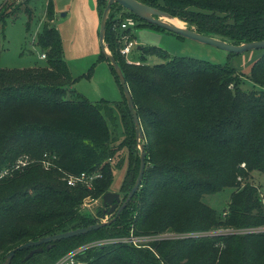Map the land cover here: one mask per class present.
<instances>
[{
	"label": "trees",
	"instance_id": "obj_1",
	"mask_svg": "<svg viewBox=\"0 0 264 264\" xmlns=\"http://www.w3.org/2000/svg\"><path fill=\"white\" fill-rule=\"evenodd\" d=\"M139 1L231 43L264 39V0ZM96 2L101 16L106 1ZM10 4L0 7V54ZM52 15L47 2L35 40L47 64L0 67V168L20 155L29 158L0 180V264L20 243L98 222L81 204L86 196L100 197L109 190L114 171L121 168L120 158L113 161L120 150L126 158L119 185L123 199L138 172L135 128L114 69L100 52L122 92L118 101H92L72 89L59 31L49 23ZM127 16L138 20L135 25L160 27L117 3L105 26L104 42L122 70L144 134L140 185L109 225L57 240L48 249L42 244V251L26 259L30 248L18 250L9 264H54L87 242L163 232L194 234L143 245L97 243L76 257L85 264H264V231H218L264 225L262 196L250 180L253 171L264 175V52L246 78L227 62L167 56L157 46L139 45V61H127L120 52L131 31L120 27ZM147 51L158 61L148 63ZM233 54L227 52V58ZM245 80L250 88L243 87ZM113 109L123 123L120 141L108 124ZM81 172L99 175L90 184L66 182ZM231 187L221 211L205 202V195Z\"/></svg>",
	"mask_w": 264,
	"mask_h": 264
},
{
	"label": "rangeland",
	"instance_id": "obj_2",
	"mask_svg": "<svg viewBox=\"0 0 264 264\" xmlns=\"http://www.w3.org/2000/svg\"><path fill=\"white\" fill-rule=\"evenodd\" d=\"M9 2H12L9 7L13 10L6 19V24L3 28L4 36L1 40L0 67L22 68L45 66L47 64L46 58L40 56L42 49L36 44L35 40L37 32L42 29L44 24L46 3L50 2L53 8V15L49 23H52L59 31L62 55L74 78L72 89L92 101L103 98L110 102H115L122 98V92L110 66L106 60L99 56L101 52L98 38L100 16L96 0H4L2 4L4 6ZM114 12L117 14L118 11L114 10ZM58 13L65 14L58 15ZM182 21L184 25L187 24L184 20ZM137 22L138 20H136ZM130 29V34H127L128 38L135 42L127 58L131 62L139 61L137 46H157L165 50L167 56L187 55L213 63L222 64L227 62L237 72L242 73L243 78H246L252 63L264 52L262 49H250L227 58V52L223 49L208 43L184 38L164 28L135 25ZM147 54L149 55V51H147ZM158 59L156 56L149 55L147 62H157ZM243 87H251L248 80H245ZM112 112L114 115H111V120L107 119L108 124L114 137L117 141H120L125 136L123 123L120 122L118 111L113 109ZM118 158L122 162L121 168L114 171V177L108 191L118 192L122 200L123 196L122 191L119 190V185L126 166L125 152L123 150L119 151V155L113 161H117ZM250 180L258 186L257 188L262 196L264 205V175L258 171H253L250 173ZM240 181L242 184L244 183L243 179ZM233 189L234 187L224 188L216 193L205 195L204 200L214 209L221 211L226 206ZM81 208L96 215L99 221L108 219L113 214H107L104 211L101 196L95 198L86 196L83 199ZM218 231H234L238 233L264 231V225ZM191 234L193 235L194 233ZM158 235H161V233ZM145 242L138 244L143 245ZM82 251L84 250L82 249ZM75 259L79 260L77 257Z\"/></svg>",
	"mask_w": 264,
	"mask_h": 264
},
{
	"label": "water",
	"instance_id": "obj_3",
	"mask_svg": "<svg viewBox=\"0 0 264 264\" xmlns=\"http://www.w3.org/2000/svg\"><path fill=\"white\" fill-rule=\"evenodd\" d=\"M105 1L106 3L100 16V24L98 30L99 44H100L101 52L108 59V62L115 71L119 84L122 87V92L126 100V104L128 106L129 112L132 116V121L135 128V139H136L137 147L139 149V167L136 178L131 188L129 189L126 197L122 200L119 196V193L115 191H106L102 194L101 202L102 205L104 206V211L107 214L114 213V215H112L110 218L98 221L96 223L84 227H78L63 232L45 235L36 240H28L26 242L20 243L14 248H12L10 251H8L2 264H9L12 256L18 250H22L24 248H30L24 257L26 259L29 258L33 253L42 251L44 249L42 244H45V248L48 249L51 247L52 243L57 240L75 236L78 234H83L92 229H97L104 225H109L117 218L119 212L125 207L129 199L132 197V195L140 185V181L145 167V150H144V144L142 142V139L144 138L143 130L137 112L135 110V105L132 99L131 92L129 90L125 77L122 73V70L104 42L106 20L108 17L109 10L113 3L119 4L126 10L133 13L136 17L147 23H151L160 28H164L166 30L174 32L184 38H189L192 40H197L202 43L211 44L215 47L225 50L226 52L239 53L250 49H264V39L244 41L238 44L231 43L214 36L200 33L196 31L193 27H188L187 25H178L173 21V19L175 18L178 19L177 17L169 14L164 10L145 4L139 0H105ZM63 14L65 13H58V15H63ZM137 48H139V46Z\"/></svg>",
	"mask_w": 264,
	"mask_h": 264
},
{
	"label": "built area",
	"instance_id": "obj_4",
	"mask_svg": "<svg viewBox=\"0 0 264 264\" xmlns=\"http://www.w3.org/2000/svg\"><path fill=\"white\" fill-rule=\"evenodd\" d=\"M4 2V0H0V5ZM136 20L132 16H127L123 19V21L120 23V27L122 29H128L133 26H135ZM135 42L128 38V36H125L123 38L122 46L120 48L121 54H123L126 58L127 61H129L127 58L129 56V53L131 52V48L134 46ZM41 57H45L44 53L40 54ZM29 162V158L26 155H20L18 156L14 161H12L10 164L3 166L0 168V180L2 178H5L7 176L12 175L15 171L20 170L23 168L26 163ZM43 165L46 167L47 164L46 162H43ZM241 166H244V163H241ZM99 174L97 172L93 173H85L81 172L78 176H69L66 179V182L70 185H74L79 182H85L87 184H90V181L94 178L97 177ZM264 190V188H263ZM165 234V235H162ZM191 235L189 233H173V232H163L161 235H153V236H134V235H129V236H121V237H113V238H104L101 240H95L91 242H87L85 244H82L75 249L70 250L66 254L62 255L59 257V259L54 263V264H85V261L83 260H76V254L81 252L82 249H86L85 247H90L91 245H95L97 243H108V242H114V241H121V242H132L136 245H139L138 243L142 242H147L148 240L152 239H159V238H172V237H184Z\"/></svg>",
	"mask_w": 264,
	"mask_h": 264
},
{
	"label": "bare ground",
	"instance_id": "obj_5",
	"mask_svg": "<svg viewBox=\"0 0 264 264\" xmlns=\"http://www.w3.org/2000/svg\"><path fill=\"white\" fill-rule=\"evenodd\" d=\"M173 21L175 22V23H177L178 25H184V23H183V21L182 20H180V19H173Z\"/></svg>",
	"mask_w": 264,
	"mask_h": 264
}]
</instances>
